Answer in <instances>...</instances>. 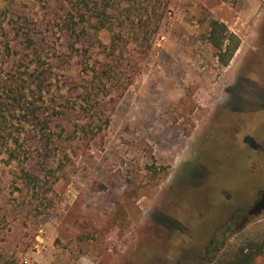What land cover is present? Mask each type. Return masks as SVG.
<instances>
[{"label":"rangeland","instance_id":"1","mask_svg":"<svg viewBox=\"0 0 264 264\" xmlns=\"http://www.w3.org/2000/svg\"><path fill=\"white\" fill-rule=\"evenodd\" d=\"M167 1L115 63L109 29L66 32L74 0H0V264H213L228 225L262 228L264 0L134 3L153 21ZM213 19L240 38L228 65Z\"/></svg>","mask_w":264,"mask_h":264},{"label":"trees","instance_id":"2","mask_svg":"<svg viewBox=\"0 0 264 264\" xmlns=\"http://www.w3.org/2000/svg\"><path fill=\"white\" fill-rule=\"evenodd\" d=\"M168 4V1L164 2V6L159 9V12H155L153 21L149 18L146 21L143 19L144 10L141 7H135L134 0H74L73 5L68 8L67 16L64 17L62 25L70 37L75 36L79 39L88 34L96 35L103 28L109 29L111 32L110 42L98 41L100 47L107 52V58L116 63L132 44H135L142 54H147L152 47L153 40L146 38V36V39H144L143 36L139 35L136 21L138 20L137 23L140 24L142 32L148 33V28L151 27V31L155 34L168 11ZM113 10L120 11L117 17L121 19V23L118 25H115L113 18H111ZM135 16L138 18L135 19ZM93 19H97V22L91 25L90 21ZM128 19L129 21H127ZM132 22L133 24L135 22V27L128 29V26H132ZM87 25H89L88 28ZM209 26L208 39L215 47L219 60L224 65H228L240 46V38L229 30L227 24L220 20L213 19ZM89 28H94L96 32L88 33ZM127 32L130 34L128 39L125 35ZM26 40L27 46H34V39L31 35H28ZM103 74L104 77L108 78V71H104ZM90 95H92L91 92ZM83 132L88 144L92 137L97 134L94 133L91 137L89 131L83 129ZM25 177L30 183L37 180L38 175L25 171ZM263 197L262 191V195L257 199V202L261 201ZM261 226V229H257L255 234L245 238L240 244L236 242L228 243L226 234L231 225L224 228L207 248L208 253L214 251L213 264H254L264 254V224H261Z\"/></svg>","mask_w":264,"mask_h":264},{"label":"flooded vegetation","instance_id":"3","mask_svg":"<svg viewBox=\"0 0 264 264\" xmlns=\"http://www.w3.org/2000/svg\"><path fill=\"white\" fill-rule=\"evenodd\" d=\"M211 243H212V241H211ZM206 251H207V250H206ZM206 254H208V252H207Z\"/></svg>","mask_w":264,"mask_h":264}]
</instances>
